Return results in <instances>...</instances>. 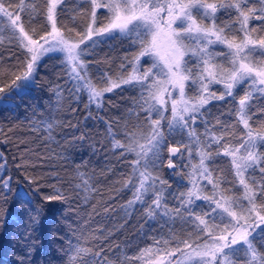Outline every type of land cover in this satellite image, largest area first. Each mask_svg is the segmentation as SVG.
Returning <instances> with one entry per match:
<instances>
[{
    "label": "trees",
    "instance_id": "16d2710c",
    "mask_svg": "<svg viewBox=\"0 0 264 264\" xmlns=\"http://www.w3.org/2000/svg\"><path fill=\"white\" fill-rule=\"evenodd\" d=\"M200 1L218 4L207 19L195 10L201 26L212 25L238 43L247 16L251 35L264 39L263 0ZM50 5L51 0H0V264H150L155 251L174 254L175 261L206 244L228 216L209 199L191 197L188 156L181 161L171 154L172 145L185 147L178 141L187 139L186 131L177 137L168 132L173 108L165 103L163 115L154 107L159 98L152 95V78L129 80L149 35L134 27L85 46L81 74L92 88L106 91L94 101L73 79L63 54H44L27 78L32 51L23 39L40 40L52 30ZM57 8V28L68 38L87 34L93 14L99 29L113 18L106 8L95 11L94 0H60ZM215 48L216 63L229 68L232 52ZM151 61L144 59L142 73ZM203 62L185 58L192 99L200 95ZM250 85L243 82L225 95L219 85L212 87L221 96L193 110L188 121L207 149L214 184L241 209L246 188L228 151L239 147L245 153L249 132H264V92L252 93ZM243 100L247 124L241 119ZM160 120V177L137 200L134 143ZM257 145L259 162L248 166L246 177L264 207V140ZM165 192L168 203L155 206ZM251 240L252 250L242 247L233 257L238 264L264 263V226Z\"/></svg>",
    "mask_w": 264,
    "mask_h": 264
},
{
    "label": "rangeland",
    "instance_id": "374dc122",
    "mask_svg": "<svg viewBox=\"0 0 264 264\" xmlns=\"http://www.w3.org/2000/svg\"><path fill=\"white\" fill-rule=\"evenodd\" d=\"M244 0H239L241 2ZM264 1V0H263ZM237 2V4H238ZM60 0H51L49 10V19L51 22V31L40 40H33L25 37V45L29 51H32V60L29 66L27 78L34 73L35 64L39 62L45 54L56 52L63 54L72 70V76L77 81L80 88L89 91L92 100L96 101L102 96L105 90L94 89L89 85V80L81 74V68L84 64L83 51L85 46L92 43L95 39L110 36L114 32L129 33L138 27L149 35L147 47L138 56L135 62V69L130 81L145 80L152 78V95L159 98L154 102L155 108H162V114L166 112L165 103L172 107V120L167 129L171 135L181 134L186 131L185 140L178 141L183 146L172 145V157L182 161L184 153L188 156L187 166H190V175L192 186L191 197L195 200L209 199L215 205L218 204L224 213L228 216L227 223L222 225L219 231H212L206 244L198 245L195 249H189L184 256L176 257L165 255L164 252H154L153 257H149L150 264H238L234 256H240L242 247L247 251L251 249V238L259 231V227L264 226V207L263 201L255 196L254 188L250 187L247 181L248 166L259 162L258 141L264 140V132H249L248 150L243 153L239 147L228 151V154L234 157L236 167H238L239 177L244 184L246 206L245 209L235 207L229 197H225L220 189L214 184L207 169L205 160L206 148L200 142V138L192 130L189 124L191 113L197 110L201 104H206L212 98L220 97L223 94H229L234 89L242 86L243 82L251 83V91L264 92V39H256L249 30L247 16H244L241 29L243 30V39L240 42L227 41L223 32L215 27H203L195 19V10L198 9L201 15L208 18L217 13L218 4L203 2L200 0H94L95 11L106 8L111 12L113 18L111 22L99 29L96 26L95 14L88 29L87 34L79 38L66 37L56 25V12ZM1 10V9H0ZM152 12V14L150 13ZM1 13V11H0ZM1 20V17H0ZM223 45L232 52V64L229 68H224L216 63L220 53L212 52L211 47ZM200 57L202 70L199 74L200 95L197 99L186 92V84L193 78L186 73L185 58ZM150 57L152 66L142 73L144 59ZM29 81V80H28ZM202 83V84H201ZM219 85V86H218ZM218 86L216 92L212 87ZM189 95V96H188ZM223 95V96H224ZM242 104V121L247 124V115L245 114L244 100ZM160 121L153 122L150 131L142 135L134 143L136 147V172L140 185L138 187L137 200H141L143 195L147 196L149 191L156 188L154 179L160 177L158 166L161 163V154L163 153L164 139L161 136ZM176 149L175 152H173ZM174 161L170 166H175ZM173 166V167H174ZM179 176V175H178ZM161 179V178H159ZM210 189L209 194L206 193ZM163 202L158 199L154 204L165 205L166 192ZM162 197V196H160ZM228 210V212H227ZM252 250V249H251ZM254 252V251H253ZM252 252V253H253ZM243 262L241 264H245ZM247 264H264L263 261L254 260Z\"/></svg>",
    "mask_w": 264,
    "mask_h": 264
},
{
    "label": "water",
    "instance_id": "95a60500",
    "mask_svg": "<svg viewBox=\"0 0 264 264\" xmlns=\"http://www.w3.org/2000/svg\"><path fill=\"white\" fill-rule=\"evenodd\" d=\"M175 151H176V149L173 152H175Z\"/></svg>",
    "mask_w": 264,
    "mask_h": 264
}]
</instances>
